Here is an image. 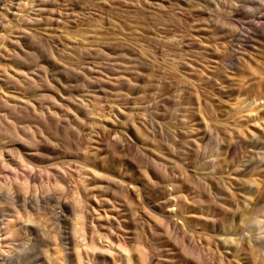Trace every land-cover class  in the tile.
<instances>
[{"label":"rangeland","instance_id":"1","mask_svg":"<svg viewBox=\"0 0 264 264\" xmlns=\"http://www.w3.org/2000/svg\"><path fill=\"white\" fill-rule=\"evenodd\" d=\"M27 2L0 15L5 25L0 36V89L7 96L19 88L18 94L33 103L10 108L0 99V151L12 166H0V188L11 187V195L18 187L25 192L27 177H33L35 183L30 182L26 192L37 193L39 202L24 205L0 199V213H9L0 221V264H52L57 256L52 247H66L71 228L57 202L71 199L76 190L86 218L85 240L79 239L82 264H99L101 249L109 264H200L196 258L201 255L203 264H264V240L255 248L256 240L243 231L246 226L240 221L246 208L249 223L264 213V0H37L34 8L44 9V19L39 29L31 28L35 44L25 38L14 43L10 38H17L26 25L22 18L35 13ZM87 46L104 49L113 59L123 53L121 60L136 61V85L90 81L95 74L86 71L88 62L105 63L98 64L101 60ZM16 53L20 63L13 58ZM31 70L43 76L37 77V88L3 85L8 73ZM86 87L89 93L83 99L89 114L77 103ZM119 105L121 114L115 111ZM256 141L261 142L259 148ZM254 154L261 158L246 167ZM21 157L27 166L19 164ZM181 166L189 175L188 189L192 184L201 188L197 201L204 203L195 204L196 211L187 216L199 232L206 228L201 235L211 241L209 249L179 218L186 213L178 192ZM81 167L103 175L94 182L107 186L105 196L113 199L119 187L125 194L122 201L133 200L166 218L171 233L150 230L141 215L129 212L126 221L118 212L111 213L116 218L93 219L103 223L94 229L88 222L96 202L86 197L87 190L76 189ZM147 175L157 186L151 192L141 190L139 201L132 179ZM205 182L213 184L214 194ZM27 221L39 223L46 236L39 240L31 235L33 253L21 261L11 252L10 242L16 238L6 233L5 223L13 227ZM233 230L235 248L221 242ZM182 235H187L189 255L178 241ZM62 251L57 258L81 264L74 254L66 257Z\"/></svg>","mask_w":264,"mask_h":264},{"label":"bare ground","instance_id":"2","mask_svg":"<svg viewBox=\"0 0 264 264\" xmlns=\"http://www.w3.org/2000/svg\"><path fill=\"white\" fill-rule=\"evenodd\" d=\"M36 1L37 0H29V2L30 3H28L31 7V9H34L35 10V4H36ZM42 1H46V0H42ZM24 3V0H0V15H2L3 14V10L4 11H6V12H9V11H11L10 13H12L15 9H18L22 4ZM26 4V2L24 3V5ZM5 7H8V9H5ZM44 11V9L41 7V8H38V9H36L34 12L35 13H33V15H28V17H23L22 18V20L23 21H25L26 22V25H28L29 27H26V25H25V27L24 28H21V30H20V32H18L17 34H15V35H17L16 37L17 38H10V39H12L13 40V42L14 43H18L19 42V39L20 38H25V40H26V42L27 41H29L30 43H34V41H36L35 40V38H36V34L32 31V29L33 28H40L39 27V25L41 24V22L43 21V17H42V15H41V13ZM4 22L1 20V18H0V36L2 35L1 34V31L5 28V25L3 24ZM32 28V29H31ZM35 44V43H34ZM86 47V46H85ZM87 50H93V52H90V54H95L96 56H98V58L97 59H99V60H101L98 64H102V63H105V65H103V66H96L95 64H93V62H88L89 63V65H87L86 66V71H90V72H94V74H95V77H90L89 76V80L91 81V79H92V81H93V79L95 78V79H97L98 81H108L109 83H111L112 85H114V86H123V85H125V86H128L129 88H133L135 85H136V83H135V77L139 74V69L137 68V63H136V61H134V60H132L133 62H125V61H123V60H121L120 58H122V59H125V56L126 55H124L123 53H116V55H114V56H117L118 58L117 59H113L112 58V56L109 54V53H107L104 49H98V48H92V47H90V46H87V48H86ZM13 58H14V60L15 61H18L19 63L21 62V56L19 55V54H15L14 56H13ZM133 66H134V68H133ZM82 68H84L83 66H82ZM109 70V71H111L110 73H108L106 70ZM33 72V70H31L30 71V73L29 74H26V72H23V71H12V72H10V73H8L7 74V76H5V79L4 80H2L3 81V85H6L7 87H9L10 85H11V83H15L16 85H18V86H21V87H23V86H25V85H27V86H30V87H32V88H37L38 87V85H37V83H36V80H37V77L39 78V77H43V76H41V75H39L38 73H36V72H34V73H32ZM83 73V72H82ZM84 75H86V73L84 74ZM87 77H88V75H86ZM85 76V77H86ZM87 79V80H88ZM94 79V80H95ZM17 90L19 89V88H16ZM17 90H13V91H11V92H9L8 93V95L7 96H5L4 95V92L0 89V99H2L7 105H9V104H11L12 106L10 107V108H16V106H20V108H28V107H30V106H32L33 105V103L32 102H30V100L29 99H26L24 96H21V95H19L18 93L20 92L19 90L17 91ZM89 93V90H88V88L86 87V89H82V94L83 95H81V98L78 100V104L79 105H82L81 106V108L82 109H84V111H87V114H89L88 113V105L85 103V98L83 99V97H84V95L85 94H88ZM63 99H64V97H62ZM124 101V100H123ZM116 110V113H122L123 112V109H122V106L121 105H119L118 107H116L115 108ZM47 111H48V113H50L51 115L53 114V112L54 111H52V109H50V108H47ZM90 113H91V111H90ZM116 117V116H115ZM5 118L6 119H8V116L6 115L5 116ZM2 120V118L0 117V121ZM11 123V122H10ZM12 124V123H11ZM11 124H9L10 126L9 127H11L13 124H14V122H13V124L11 125ZM14 128V127H13ZM33 136V135H32ZM260 141H256V143H255V146H256V148L258 147V146H260ZM254 146V147H255ZM261 146L262 147H260V149H264L263 147H264V143L262 144L261 143ZM259 148V147H258ZM208 149V148H207ZM210 149V148H209ZM213 149V148H212ZM259 150V149H258ZM212 155V154H211ZM255 155V159H253V158H251L250 160H249V162H247L246 163V167H250V166H252L253 164H255V162L257 161V159L258 158H261L258 154H254ZM94 156V155H93ZM219 156H221V155H218L217 157H219ZM223 156V155H222ZM212 157V156H211ZM210 157V158H211ZM215 157V156H214ZM94 158H96V157H94ZM205 158V157H204ZM217 159V158H216ZM156 160V159H155ZM11 161V160H10ZM18 162H19V164H21L22 166H27V164L25 163V159H23L22 157L20 158V160H18ZM94 162V161H93ZM162 163V162H161ZM222 163V162H221ZM207 164V163H206ZM216 164V163H215ZM204 165H205V163H204ZM0 166H2L4 169H6L7 167H9L10 166V164L8 163V160H6L5 159V157L3 156V154H2V152L0 151ZM207 166V165H206ZM238 166H239V163H238ZM10 167H12V166H10ZM217 167V166H216ZM82 168V167H81ZM86 168V167H85ZM84 167L82 168V171L83 172H81V171H79V172H81L80 173V175L78 176L79 178L77 179L78 180V186L76 187V189L78 188L79 189V187H81V190L82 191H84V190H87V192H89V191H91L90 192V194H88L86 191H85V193H86V197L87 196H90L89 198H94V199H92V200H94L95 202H96V206H92L91 207V213L90 214H92V215H90V217H89V222L88 223H90V225L91 226H93L94 227V229L96 228V227H102L103 226V223H99V224H96V222H94L93 221V219H96L95 221H98V220H102V219H109L110 217H114L115 215H113V214H111V213H115V212H118V215H117V217L119 216V217H122L121 219H122V221L123 220H127L128 218H127V216L126 215H128L127 213L129 212V214H131L133 217L135 216V215H137V214H139V215H141V218H143L144 219V222H143V219H142V222L143 223H145L146 222V224L148 225L149 224V226H147L146 224H143L144 226L146 225V227H149L150 228V230L151 229H153L154 227H156V232H160V233H162L163 235L165 234V236L166 235H168L169 233H171V232H169L171 229H170V225L168 224V223H166L165 222V220H166V218H165V220L162 218V217H160L161 215H158L157 213L156 214H154L153 213V211H150L149 209H148V207H146L145 205H143L142 207L141 206H139L137 203L136 204H132V201H127V198H126V200H121L120 199V197L122 198V196L124 197V195L125 194H123L120 190H117V189H119V187H117V189H115V190H113V199H111V198H109V197H107V196H105L104 194L106 193H104L103 194V191H105V190H107V189H104V187H105V185L103 186L102 184H98V182L96 183V182H94V181H96V179L95 178H97L98 177V179L99 180H101L102 178H103V175L101 176L99 173H98V171H96V170H94V169H85ZM62 169V168H61ZM181 169H182V166H181ZM180 169V177L182 178V182L180 183V187H178V188H180L179 189V191L178 192H180V197L179 198H182V203L181 204H183V212H186V213H184V215L182 214V216H180L179 218L180 219H182V221H183V226H185L187 229L189 228L192 232H191V234H194L195 236H196V238H199V239H201L202 240V242H205V244L208 246V249H209V246H210V244H209V241L210 240H206V241H208V242H206L205 240H203L202 238H204V236L203 235H201L203 232H206L207 233V230H205L204 228H203V230H201L202 232H199V230H197V228L195 227V226H193V224H191V222H189V220H188V213L190 212V213H194L196 210H195V208H194V205L195 204H197V203H199V205L201 204V203H204V199H203V202L201 201V203L200 202H198L199 201V199H198V201H197V198L198 197H200L201 196V191L200 190H198V189H201V188H198V187H195L193 184H192V186L193 187H191V188H189L188 189V187L190 186H187L186 185V183H188L187 182V179H189L188 178V173H187V175H186V173H185V171L182 169L181 170ZM201 169V168H200ZM63 170V169H62ZM202 170V169H201ZM197 172V171H196ZM200 172V171H199ZM83 173H85L84 175H83ZM202 174V173H201ZM208 175V174H207ZM211 175V174H210ZM101 176V177H100ZM137 176V175H136ZM135 176V177H136ZM143 176V175H142ZM148 176V175H147ZM196 176V175H195ZM199 176H201V175H199ZM199 176H197L198 178H199ZM213 176V175H212ZM211 176V177H212ZM61 177V176H60ZM134 177V178H135ZM138 177H139V175H138ZM146 177V176H145ZM142 177V178H138V179H132V182H136L137 183V188H136V190L138 189L139 191H137L138 192V197H137V199L140 201L141 199H140V197H141V190H147V191H150V190H152L154 187H155V185H156V182L154 183V181H152V179H151V177ZM196 177V178H197ZM202 177V176H201ZM206 177V176H205ZM204 176H203V178L202 179H204L205 178ZM226 177V176H225ZM26 179V178H25ZM42 179V178H41ZM62 179V178H61ZM60 179V180H61ZM67 179V178H66ZM95 179V180H94ZM180 179V178H179ZM207 179V178H206ZM223 179V178H222ZM15 180V179H14ZM17 180V179H16ZM26 180H28V181H26V183H24V186H26V184L28 185L27 187H29L30 185H29V183L30 182H33V183H35L34 181V178L33 177H27V179ZM43 180V179H42ZM70 180V179H69ZM92 180H93V182H92ZM37 181V180H36ZM44 181V180H43ZM42 181V182H43ZM180 181H181V179H180ZM189 181V180H188ZM25 182V181H24ZM192 182V181H191ZM40 183V182H39ZM61 183V182H60ZM99 183H101V182H99ZM135 183V184H136ZM193 183V182H192ZM43 184V183H42ZM172 184V183H171ZM191 184V183H190ZM205 184H207L208 185V190L211 192V193H213L214 194V186H213V184L210 182H205ZM20 185V184H19ZM36 185V184H35ZM46 185V184H45ZM55 185V184H54ZM67 185V184H66ZM174 185V184H173ZM21 186H23V184L21 185ZM48 186V185H47ZM56 187H60V186H58V183H57V185H55ZM54 186V187H55ZM73 186V185H72ZM157 186V185H156ZM197 186V185H196ZM0 187H2V186H0ZM27 187H26V191H27ZM7 188L8 187H6V191H3L2 190V188H0V190H2V192L0 191V199H1V201H2V198H3V200H5V199H7V201H11L12 203L13 202H18V203H23L24 205H27V204H29V205H32V204H34L35 205V203L37 204V202H39L38 201V199H37V193L35 194V195H28L29 193L28 192H23L24 191V189H21L20 187H18V188H16L17 189V191H16V189H15V191H16V193L14 194V195H11V193H14V189L13 190H11V187H9L10 189L9 190H7ZM21 190H20V189ZM25 188V187H24ZM38 188V187H37ZM45 188V187H44ZM62 188V187H61ZM105 188H107V186L105 187ZM249 188V187H248ZM19 189V190H18ZM42 189V188H41ZM46 189V188H45ZM50 189V188H49ZM121 189V188H120ZM155 189V188H154ZM5 190V189H4ZM11 190V191H10ZM23 190V191H22ZM48 190V189H47ZM52 190V189H51ZM55 190V189H54ZM89 190V191H88ZM122 190V189H121ZM177 190V189H176ZM10 191V192H9ZM57 191V190H56ZM81 191V192H82ZM250 191H251V189H250ZM30 192V191H29ZM151 192V191H150ZM45 193H48V192H45ZM66 193V192H65ZM141 193V194H140ZM149 193V192H148ZM147 193V194H148ZM69 194V193H68ZM79 191H74V193H72V197H71V199L70 198H68V200H65V201H62V202H60L59 200H58V202L57 201H55V202H57V204H59V206H60V208H62V210H63V212H66V214L68 215V217H69V219H70V225H71V228H70V231L68 232L69 233V236H67V240L65 241L66 242V247H64L63 249H61V247H60V249H61V251H62V253L65 251V255H66V257H67V255H69V254H74V256H76L75 258H78L79 260H80V262L82 261V253H81V251H80V248H82V240L84 241L85 240V226H86V223L84 222V220L86 219L85 218V214H84V209L80 206V204H82L81 202H82V200L83 199H81L80 200V196H79ZM136 194V193H135ZM146 194V193H145ZM203 194V193H202ZM246 194V193H245ZM41 195H43V194H41ZM51 195H53V194H51ZM149 195V194H148ZM148 195H145V196H148ZM246 195H248V194H246ZM50 196V195H49ZM65 196V195H64ZM82 196H83V194H82ZM129 196V195H128ZM136 196V195H135ZM143 196V195H142ZM42 197V196H41ZM127 197V196H126ZM10 198V199H9ZM49 198V197H48ZM66 198V199H67ZM81 198H83V197H81ZM133 198V197H132ZM136 198V197H135ZM244 198H245V196H244ZM249 198V197H248ZM13 201H12V200ZM124 199V198H123ZM137 199H136V201H137ZM246 199V198H245ZM52 200H54V198L52 199ZM57 200V199H56ZM63 200V199H62ZM179 200V199H178ZM46 201V200H45ZM88 201V200H87ZM135 201V202H136ZM187 201H188V203H187ZM5 202H6V200H5ZM94 202V203H95ZM134 202V201H133ZM16 203H14V204H16ZM47 203V202H46ZM114 203H116V204H114ZM142 203V202H141ZM179 203V202H178ZM191 203V206L189 205ZM22 204V205H23ZM39 204V203H38ZM85 204H86V202H85ZM17 205V204H16ZM33 205V206H34ZM118 205V206H117ZM133 205H138L140 208H138V209H135L134 207H133ZM141 205V204H140ZM198 205V204H197ZM196 205V206H197ZM203 205V204H202ZM205 205V204H204ZM84 206V205H83ZM148 206V205H147ZM206 206H208V205H206ZM26 207V206H25ZM30 207H32V206H30ZM136 207V206H135ZM203 206H201V208H202ZM205 207V206H204ZM210 208V207H209ZM115 209H117V210H115ZM127 209H129V210H127ZM141 209V210H140ZM153 210V209H152ZM89 211V210H88ZM155 211V210H154ZM210 211V210H209ZM208 211V212H209ZM249 211V208H246V211L244 212V211H242L241 213H240V221H242V222H244L245 223V226L246 227H242V229H243V231H244V229L245 230H247L248 231V233L256 240V245H254L255 246V248L256 247H259L260 246V242L262 241V240H264V235L263 234H261V232L263 233L264 231H262L263 230V228L262 227H264V223L263 224H261L260 225V217H262V219L264 220V213H260V215L258 214V215H255V218H253L254 220L252 221V222H250L249 223V221H251V217L249 218H247V217H244L245 215H246V212H248ZM17 212H19V211H17ZM156 212V211H155ZM202 212H203V210H202ZM5 213L8 215L9 213L8 212H2L1 211V213H0V221L2 220V219H4L5 218ZM197 213V212H196ZM63 214V213H62ZM87 214H89V213H87ZM255 214V213H254ZM64 215V214H63ZM138 215V216H139ZM190 215V214H189ZM9 216V215H8ZM129 216V215H128ZM191 216V215H190ZM4 217V218H3ZM59 217V216H58ZM86 217H87V215H86ZM131 217V216H130ZM209 217V216H208ZM62 218V217H61ZM66 218V217H65ZM114 218H116V217H114ZM195 218V217H194ZM130 219V218H129ZM135 219V218H134ZM137 219V218H136ZM260 219V220H259ZM245 220L247 221V222H245ZM259 220V221H258ZM10 221V220H9ZM31 221V220H30ZM30 221H27V222H22V223H18L17 225H15V226H13V227H8L9 226V222H7V223H5L6 225V229H5V231H6V233L8 234V235H10V236H13L14 238H16L15 240H13V242H10V244H11V246H13L12 248H11V252H12V254H13V252H14V254L15 255H17V259L19 260V259H21V261H22V257H24L23 255H25V257H27L28 258V256H26V254L27 255H29L28 254V252H30V251H32V247H30L31 246V244L33 243V242H31V239L34 237V238H36V239H39V240H44L45 238H44V236H46L45 235V231H44V229L42 228V226L39 224V223H34V222H30ZM134 221V220H133ZM212 221V220H211ZM87 222V221H86ZM120 222V221H119ZM119 222H118V226L120 225L119 224ZM151 222H153V223H151ZM241 222V223H242ZM117 223V222H116ZM4 224V223H3ZM152 224V225H151ZM196 224V223H195ZM175 225V224H174ZM88 226V225H87ZM29 227H32V229H30ZM98 227V228H99ZM90 228V227H89ZM92 228V227H91ZM183 228V227H182ZM185 228V229H186ZM262 228V229H261ZM145 229V228H144ZM148 229V228H147ZM188 229V230H189ZM261 229V230H260ZM97 230V229H96ZM95 230V231H96ZM158 230V231H157ZM160 230V231H159ZM189 230V231H190ZM44 231V232H43ZM64 231V230H63ZM67 231V230H66ZM93 231V230H92ZM153 231H154V229H153ZM183 231H184V229H183ZM150 232V231H149ZM186 232V231H185ZM44 233V234H43ZM67 233V234H68ZM152 233V232H151ZM155 234V233H154ZM159 234V233H158ZM157 234V235H158ZM183 234V233H182ZM186 234V233H185ZM184 234V235H185ZM204 234V233H203ZM209 234V233H208ZM236 233L234 232V230L230 233V234H227V236H225L222 240H221V242H222V244L223 245H225V244H227V245H229V246H232V247H236V245H237V243H238V239L236 240L235 238H233L232 236L233 235H235ZM31 235H34L33 237H31ZM177 235V234H176ZM194 235H192V236H194ZM207 235V234H206ZM63 236V235H62ZM61 236V237H62ZM83 236V237H82ZM161 236V235H160ZM164 236V237H165ZM172 236V235H171ZM177 236H179V235H177ZM208 236V235H207ZM206 236V237H207ZM64 237V236H63ZM167 237H170V236H167ZM205 237V238H206ZM209 237V236H208ZM238 237H241V236H238ZM80 238H82V240H79ZM93 238V237H92ZM107 238V237H106ZM178 238V237H177ZM181 240H179L178 239V241H181V246H182V248L185 250V252L189 255V249H187L188 247H187V244H188V242L186 243V238H187V235H186V238L182 235V238L181 237H179ZM165 239V238H164ZM193 239V238H192ZM207 239V238H206ZM209 239V238H208ZM33 240V239H32ZM62 240V239H61ZM199 241V240H198ZM35 242V241H34ZM162 242V241H161ZM201 242V243H202ZM211 242V241H210ZM59 243H61V242H59ZM178 243V242H177ZM190 243V242H189ZM200 243V244H201ZM259 243V244H258ZM263 243V242H262ZM90 244V243H89ZM92 244H93V242H92ZM168 244V243H167ZM191 244V243H190ZM190 244H189V247H191L190 246ZM193 244V243H192ZM196 244V243H195ZM203 244V243H202ZM254 244V243H253ZM64 245V246H65ZM85 245V244H84ZM141 245V244H140ZM262 245V244H261ZM60 246V245H59ZM87 246V245H86ZM199 246V245H198ZM57 247V246H56ZM206 247V246H205ZM88 248H89V246H88ZM145 248V247H144ZM157 248V247H156ZM178 248H179V246H178ZM193 248V247H192ZM197 248V247H196ZM200 248H203V246L202 247H200ZM228 248V247H227ZM254 248V249H255ZM59 249V250H60ZM90 249H91V247H90ZM229 249V248H228ZM52 250L54 251V255H55V253L57 254V256H58V253L60 252L61 253V251H59L58 249H56V248H54V247H52ZM184 250H182V252H184ZM190 250H191V248H190ZM194 250V249H193ZM193 250H191V252H193ZM201 250V249H200ZM259 250V249H258ZM136 251H138L139 252V250H137L136 249ZM198 251V250H197ZM207 251L208 250H206V252L205 253H207ZM16 252V253H15ZM141 252V251H140ZM144 252V251H143ZM142 252V253H143ZM179 252V251H178ZM211 252H212V250H211ZM8 253V252H7ZM32 253H33V251H32ZM100 254H99V260H98V262H99V264H109V261H108V259L106 258V256H105V252H104V250L102 251V249H101V252H99ZM142 253H140V254H142ZM146 253V252H145ZM145 253H143V255L145 254ZM185 253V254H186ZM196 253V252H195ZM12 254H10L11 255V258H12ZM14 254H13V256H14ZM53 254V253H52ZM108 254V253H107ZM139 254V253H138ZM139 254V255H140ZM193 254V253H192ZM196 254H198V253H196ZM207 254H209V253H207ZM206 254V255H207ZM211 254V253H210ZM256 254V253H255ZM9 254H7V256H8ZM188 255H187V257H188ZM31 256V255H30ZM32 256H33V254H32ZM56 256V255H55ZM57 256H56V258L55 257H53V258H55V259H51L50 258V256H49V258L51 259V261H52V264H70L71 263V260H69L68 259V262H67V259L65 260L64 258H57ZM145 256V255H144ZM148 256V255H147ZM178 256V255H177ZM191 256V255H190ZM195 255L193 254L192 255V257H194ZM196 256H198V255H196ZM208 256V255H207ZM260 256V255H259ZM9 257V256H8ZM58 257H60V256H58ZM200 257H202V255L201 256H199L198 258H196V257H194V258H196L197 260H199L200 261V264H203V260L201 261L200 259ZM142 258H143V256H142ZM191 258V257H190ZM15 259V258H14ZM13 259V260H14ZM45 259V258H44ZM150 259V258H149ZM192 259V258H191ZM196 259H194V262L196 261ZM5 260H6V258H5ZM9 260V259H8ZM16 260V259H15ZM78 260V261H79ZM147 260V259H146ZM176 260V259H175ZM186 260H188L189 261V259H186ZM205 260H206V258H205ZM212 260H214V259H212ZM7 261V260H6ZM10 261V260H9ZM60 261V262H59ZM187 261V262H188ZM11 263H12V260L10 261ZM17 262V261H16ZM161 262V261H160ZM191 262V261H190ZM202 262V263H201ZM11 263H9V264H11ZM17 263H20L19 261L17 262ZM147 263V262H146ZM211 263V262H210ZM81 264H82V262H81ZM188 264V263H187ZM194 264V263H193ZM195 264H197V263H195ZM199 264V263H198ZM214 264V263H213ZM216 264V263H215Z\"/></svg>","mask_w":264,"mask_h":264}]
</instances>
